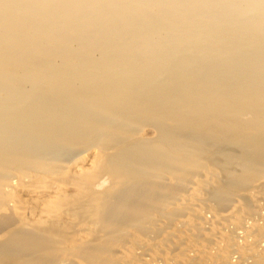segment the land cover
<instances>
[{
	"label": "bare ground",
	"instance_id": "6f19581e",
	"mask_svg": "<svg viewBox=\"0 0 264 264\" xmlns=\"http://www.w3.org/2000/svg\"><path fill=\"white\" fill-rule=\"evenodd\" d=\"M0 264H264V0H0Z\"/></svg>",
	"mask_w": 264,
	"mask_h": 264
}]
</instances>
